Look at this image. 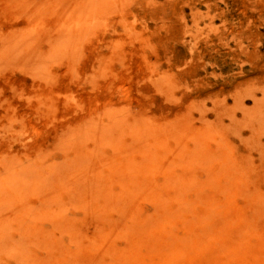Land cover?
Returning <instances> with one entry per match:
<instances>
[{"label":"rangeland","instance_id":"1","mask_svg":"<svg viewBox=\"0 0 264 264\" xmlns=\"http://www.w3.org/2000/svg\"><path fill=\"white\" fill-rule=\"evenodd\" d=\"M33 1L41 3L0 0V55L6 38L24 30ZM120 3L116 4L119 10L116 6L117 11L113 9L115 12L111 10L103 17L104 24L99 18L101 24L89 32L76 57L64 53L62 45L55 48L44 40L38 44V68L24 60L19 62L23 65H0V175L5 167H34L36 161L51 167V178L76 172V163L73 166L71 161L73 152L59 147L80 132L86 136L79 148V155L86 160L80 161L86 164L80 170V180L68 174L65 185L54 189L57 203L49 205L55 211L61 207L68 227L74 225L83 231L91 226L87 231L94 233L96 220L90 218L98 206L95 199L87 197L86 187L93 179H99L101 200L103 187L111 186L119 192L128 180L144 176L142 181L150 189L137 201V212L144 221L157 215L154 197L161 191L172 211L177 209L179 199L181 204L191 206L184 210V217L178 215L166 222L162 233L165 239L186 241L195 212L198 216L203 211L212 212L206 215L208 223L211 219L207 228L210 246L199 256L192 251L189 254L195 260L200 257V262L185 251V256L173 264H264V0ZM141 122L150 130L139 137L149 153L161 156L159 167L147 176L140 169L125 167L124 154L120 153L122 147H132L136 142L138 134L134 136L128 130ZM92 131L105 133L95 160L90 158V149L97 144ZM154 131L155 135L166 133L158 144L153 142ZM139 157L133 154L134 162H139ZM223 168L233 176L223 175ZM127 171L129 179L124 177ZM243 172L247 176L243 177ZM8 175L10 178L0 185L13 186L14 175ZM228 182L237 189L231 190L229 185L227 190ZM174 184L181 191L175 190ZM84 193L87 196H82ZM171 196L176 197L171 200ZM22 197L20 207L7 210L2 209L0 200V232L8 248L22 236L29 264H110L115 249L125 245V237L118 234L107 247L96 246L92 251L85 240L82 246L87 250L77 249L69 228L58 230L52 245L48 237L54 230L52 220L41 219L40 214L38 219L33 218L31 210L39 202L29 192ZM83 198L87 199L82 205ZM26 210L29 213L23 216ZM116 218L113 211L106 212V221ZM35 226L37 237L31 236L32 232L24 237ZM146 246L147 264L156 257ZM238 248L242 251L237 252ZM0 264H15L14 256L0 253Z\"/></svg>","mask_w":264,"mask_h":264},{"label":"bare ground","instance_id":"2","mask_svg":"<svg viewBox=\"0 0 264 264\" xmlns=\"http://www.w3.org/2000/svg\"><path fill=\"white\" fill-rule=\"evenodd\" d=\"M121 1H124V0H41L40 4H38V1H36V2L33 1L32 3L35 5L32 6V8H31V12L29 13V17H28V20L25 24L24 30L18 35H13V34L9 35L6 38L5 42L3 43L2 51H1L2 55H0V65L2 63L3 64H9L10 62H14V64H22L19 62L24 60L28 65H29L28 62L30 61V62H32L33 65L35 64L36 68H38L40 66V65H38L39 57L37 56L38 44L40 41L43 42L44 40H45V43L47 42L51 46H52V44H54L53 46L55 48H57L58 45H62L63 46L62 50L64 51V53L70 55L71 58L76 57L77 51H79V49L81 50V46H80V45H82L81 43L84 42V40L87 37V35L89 34V32H92L93 28L98 26V23L100 22L99 18L102 17L101 20L103 21V17L109 11H110L109 13H111V10H113V9L116 10V8H115L116 6H117V10H119L121 8L120 6H122V3H123V2L120 3ZM116 4H119V9H118V5H116ZM40 5H41V8L38 7ZM22 8L24 9L25 7H22ZM113 12H115V11L113 10ZM101 23L104 24V21ZM101 23H99V24H101ZM101 26H99V27H101ZM53 32L55 34H53ZM52 35H54V37ZM50 52H51V47H50ZM53 52L55 53L56 50ZM27 54L29 55V58L26 57ZM180 120H182V119L180 118ZM180 120H178V121H180ZM206 126H207V124H206ZM208 126H210V125H208ZM148 127L149 126H144V123H142V122L139 123L138 125L135 123L133 125V127L128 130V133L133 131L134 136H135V134H138V138H137L136 142L134 144H132V147L131 146H129V148L128 147H122L120 150L121 155L124 154V166L127 168H131L132 169L131 171H133L134 168L137 170L140 169L141 172L143 173L142 175L145 174L146 176L149 175V173H151V171H154L157 169V167H159V163L161 160V156L159 157V155H152L153 153L148 152V150L146 148V144H144V139L143 138L141 139L139 137L140 135L142 136V134L144 135V130H146V129L150 130ZM205 127L203 126V128H205ZM169 128H171V127H169ZM207 130L210 131V128L207 127ZM97 131H92V133L95 134L94 137L90 136V137H92L93 141L95 139L97 141V144L95 143V145L92 146V148L90 149V152L92 154V155H90V158L94 159V160H95V158H98V152L100 151L99 150V148H100L99 142H101L102 138L105 137V133L102 135V133L100 131L99 132H97ZM205 132H207V131H205ZM155 134H156V132L154 131L153 135L155 137V140L153 138V140H154L153 142H155V144L159 143L160 137H163V139H164V137L166 136L165 135L166 133H162V132L161 133L158 132L157 135H155ZM198 135H196V136H198ZM84 137H86V136H84ZM84 137H82L80 135V132H78V134L76 133V135L74 137H72L71 139H69L66 143L63 142L60 144V146H63V148L59 147L62 150L64 149V151H72L73 152L74 155H73L71 161H72L73 166H74V162L76 163V166H75V169L77 170L76 172L68 171L66 173L58 174L57 176H55V178H51V174H50L51 170H49V169H51V167L47 168L42 163L40 165L39 161H36V165H34V167L33 166L22 167L23 165L20 167L19 166L16 167L15 164L11 166L12 168L9 166L5 167L3 170V173L0 175V179L2 178L0 184H2V180L7 181L10 178V176L8 174H12V173L14 175V181H13L14 184L12 187L0 185V190L2 192L0 195V200H2V209L5 208V210H7L8 208H11V207L15 208L14 206H16V205L18 207H20L22 205L23 193L24 194H26L27 192L31 193L32 196L36 197L37 203L39 202L33 208V210H31V212L33 211L32 217L38 219L39 218L38 215L40 214V216L43 217L41 219H44V220H50L51 219L52 220V225H53L54 230L48 234V237L52 239V241H51L52 245H54L53 242L57 241V239H56V233H58L57 231L58 230L67 231L68 228L70 229V233L72 234V239L74 240L73 242H75L77 249L79 248L81 250L82 249L87 250L86 249L87 247L82 246V244H83V242H85V240L89 242L87 244L89 245V247H91L90 249L93 251L96 246L97 247L98 246L107 247V246L111 245V243H112L111 240H112L113 236H117L118 234L121 236H124L125 237V245L121 249H118V250L115 249V251H114L115 253H113V255H112V259L110 261V264H146V263H144V260H145L144 254H145V257H147L146 253L149 251V250L148 251L146 250L147 252L145 251L146 253H144V249H145L146 245H147L146 248H148V246H149L152 250V253L154 252L153 256L156 257V261L154 259L147 264H173L175 260H178L179 257H181L182 255L185 254V251H187V252L189 251L188 255L190 254L191 251L193 252L192 254H197V255L199 254L200 255V254H202L201 252L203 250L208 249V247L210 245L207 244V241L209 242L210 240H212L211 237L209 240H207L209 238L208 225H211V219H210V222L208 223V219H207L206 215H208V213L210 211L206 214H204L205 212L203 211V214L201 216H198L196 214V212L194 211L195 216H193V217H196V219L199 217L200 218L197 221L195 218H194L195 220L193 219L196 223V226H195V223L192 224L191 220H190L191 225L189 226V229H188L189 234H188V237L186 238V241L183 240V241H174L173 242L170 239H165V237H163V234H162L163 230L165 229V224H166V222H168V220H170L171 218H174L175 216L178 217V215H182L184 210H187V209L189 210L191 208V206H190V208H188L189 206L187 204L185 205L184 202L182 203L184 205H182L180 199L177 200V202H178L177 203L178 206H176L177 209L175 208L176 210L172 211V209H170V201L164 200V198L161 197L162 191L160 193H158L159 192L158 191L157 192L158 194H156L157 197L155 195H153V196H155L154 198L156 201V207H158L157 208L158 209L157 215L155 213V215H156L155 217H153L152 219L150 218L148 220L145 219L146 221H144V219L140 218V216L137 212V209H138L137 208V201L144 198V192L147 189H150L149 188L150 185L145 186L144 182L142 181V179H144V176L143 177L140 176L139 178L136 177V179L138 178V180L132 181L133 183L131 182V180H128V182H126L120 186L119 192L118 191L114 192V190L112 189L111 186L103 187L102 191L105 194L103 195V198L101 200L98 197V195H101V197H102L101 189L99 187V185H100L99 179H96V180L93 179L92 180L93 182L89 183L88 186H86L87 189L89 190L88 191L89 195L87 196L86 195L87 193H84L82 196L85 195L87 197H90L91 200L95 199L93 201H95L97 206H98L97 207L98 209L96 208L93 211V213H91V216L93 215V217L90 218V220L91 219L96 220V222H93L94 223L93 229H95L94 233H92L91 231H87V230L91 229V226L88 227L87 230L83 229V231L76 228V226L73 227L74 225H72L71 227H68L64 221V218H65L63 216L64 214H62V212L60 211L61 207H59L58 211H55V210H52L49 205L52 202L55 204L57 203V201H56L57 193H56V191H54V189L55 188L59 189L65 185V183L67 181V175L68 174L71 173L72 175L70 177H72L74 180H76L78 178L80 180V170L83 166L86 165V164H82L80 162V161H86V160L83 159V157L79 155V152H80L79 148H80L81 142L83 140H85ZM223 137H224V134H223ZM203 139H204V137H203ZM205 140H207V138L204 139V141ZM229 142H230V139H229ZM163 146H165V145H163ZM202 150L203 149H201V151ZM135 153L140 155V157H139L140 161L139 162H134L133 154L135 155ZM195 153L197 154V152H195ZM129 154H131V160L128 159L130 157ZM201 155L203 156V154H200V156H199L200 159H201ZM194 156H196V155H194ZM205 156H207V155H205ZM169 157H170V155H169ZM230 159H231V161L233 160L232 158H230ZM237 159H239V158H237ZM229 160H227V161L230 164ZM201 162H202V160H201ZM218 162H219V160H218ZM223 162L226 163L225 161H223ZM97 163L98 162H96V164ZM202 163H204V162H202ZM247 163H249V162H247ZM209 164H210L209 167L213 168V165L211 166V163H209ZM234 165H235V163H234ZM225 166L226 165H224V167ZM226 168H228V167L226 166ZM228 169L230 170V166ZM238 169L239 168H237V170ZM226 170L227 169H225V172H226ZM8 171H10L12 173H8ZM243 171H245V170H243ZM78 172H79V174H78ZM222 172L225 173L224 168H223ZM237 172L241 173V171H237ZM215 173H214V175H215ZM220 173H221V170H220L219 174ZM124 174H125L124 177L129 179L128 178L129 172L127 171ZM214 175H212L211 177H213ZM223 175L227 176L228 174L225 173ZM223 175H220V176L222 177ZM230 175H232V173L231 174L229 173L228 177ZM235 175L238 176L237 174H235ZM236 176H235V178L233 177L234 181L236 180ZM245 176H247V175L245 174L243 177H245ZM224 178H226V177H224ZM238 178H240V177H238ZM123 179H125V178H122V180ZM227 179L228 178H226L225 180H227ZM95 181H97L98 183H96ZM226 184H225V186H226L227 190H228V187H230V186L231 187L229 189L234 190L235 187H233L232 183L229 184V182H228V186ZM177 185H180V184H177ZM235 185L237 186V184H235ZM175 186L176 185L174 184V187ZM78 187H79V185L77 186L76 190L78 189ZM83 188H84V186L82 187V189ZM177 188L178 187L176 186L175 190H177ZM82 189H81V191H82ZM182 189H183V187H182ZM235 189H237V188H235ZM153 190L155 191V189H153ZM165 190H167V189L165 188ZM178 190H180V187L178 188ZM78 191H79V189H78ZM85 191H86V188H85ZM182 191H184V189ZM12 193H13V197H12ZM175 193H177V191ZM105 195H106V197H105ZM183 195H185L184 192H183ZM147 196H149V195H147ZM77 197H80V195H77ZM165 197L167 198L168 196L165 195ZM174 198L172 197L171 200H174ZM181 198H182V196H181ZM72 199H74V198L72 197ZM86 199L85 198L81 199L80 203L83 205ZM74 200H76V198ZM74 200H72V201H74ZM185 202H186V200H185ZM80 203H79V205H81ZM73 204L75 205L76 202L74 201ZM213 205H214V203H213ZM207 206H209V204ZM211 206H210V209H207V207L205 209L211 210V208H212ZM192 207H194V206H192ZM207 210H206V212H207ZM109 211H113L114 213L117 214V218L115 220H112V222L106 221V219H105L106 218V212H109ZM212 211H215V210L213 209ZM95 212H96V214H94ZM28 213H29L28 210L24 211L23 216L28 214ZM210 213L212 214V212H210ZM88 215L90 217V214H88ZM150 216H152V215H150ZM212 216L213 215H211L210 217L212 218ZM114 217H116V215ZM208 217H209V215H208ZM177 219L181 220L182 218L181 219L176 218V220ZM98 221H99V223L101 222V226L97 225ZM174 222H176V221H174ZM174 222H172V223L174 224ZM70 225L71 224H69V226ZM89 225H90V223H89ZM173 226H175V225H173ZM176 226H178V223H176ZM209 227H211V226H209ZM169 228H170V226H169ZM207 228H208V230H207ZM93 229H92V231H93ZM171 230L175 231V229H173V227ZM36 231H37V229L35 226L34 228L31 229V231L24 233V237L28 234L30 235L31 234L30 232H32L31 236L34 235V237H37L38 231H37V233H36ZM171 233L172 232H170V235H171ZM185 234H186V232H185ZM210 234H211L210 236H213V232ZM58 235H59V233H58ZM78 235H81L80 237H82L81 238L82 240H80ZM173 235H175V234H173ZM176 235L178 236V234H176ZM2 240H3V235L0 232V253L3 252V254L7 253V255L14 256V263L15 264H29L30 263L27 259L29 252L27 251V247H26L24 239H22V236L20 237L18 242L16 241L13 244V246H11V248H8L7 247L8 244L4 243ZM242 241H244V239ZM240 242L241 241H239V243ZM241 247H243V245ZM238 250H240V249L238 248L236 251L238 252ZM236 251H235V254L237 253ZM240 251H242V249ZM210 252H208V253L211 254ZM64 256H65V254H64ZM190 256L191 255H189V257ZM203 256H204V254H203ZM199 258H197L198 261H199ZM197 259L196 260L194 259V260L197 261ZM188 261L190 262V260H188ZM182 264H186V263L183 262ZM194 264H197V263L195 262Z\"/></svg>","mask_w":264,"mask_h":264}]
</instances>
